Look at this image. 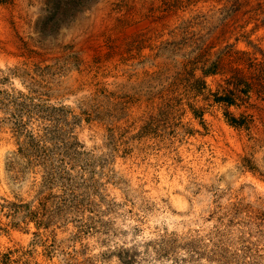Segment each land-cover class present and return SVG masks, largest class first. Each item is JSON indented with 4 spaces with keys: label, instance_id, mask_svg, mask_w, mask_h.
<instances>
[{
    "label": "rangeland",
    "instance_id": "obj_1",
    "mask_svg": "<svg viewBox=\"0 0 264 264\" xmlns=\"http://www.w3.org/2000/svg\"><path fill=\"white\" fill-rule=\"evenodd\" d=\"M0 264H264V0H0Z\"/></svg>",
    "mask_w": 264,
    "mask_h": 264
},
{
    "label": "trees",
    "instance_id": "obj_2",
    "mask_svg": "<svg viewBox=\"0 0 264 264\" xmlns=\"http://www.w3.org/2000/svg\"><path fill=\"white\" fill-rule=\"evenodd\" d=\"M229 122L230 125L237 126L236 121L234 119H231Z\"/></svg>",
    "mask_w": 264,
    "mask_h": 264
},
{
    "label": "bare ground",
    "instance_id": "obj_3",
    "mask_svg": "<svg viewBox=\"0 0 264 264\" xmlns=\"http://www.w3.org/2000/svg\"><path fill=\"white\" fill-rule=\"evenodd\" d=\"M2 27V26H1Z\"/></svg>",
    "mask_w": 264,
    "mask_h": 264
}]
</instances>
